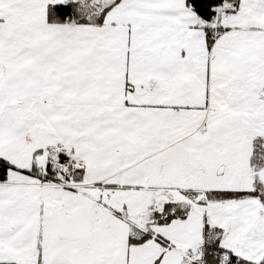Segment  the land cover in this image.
<instances>
[{
    "label": "snow or ice",
    "instance_id": "1",
    "mask_svg": "<svg viewBox=\"0 0 264 264\" xmlns=\"http://www.w3.org/2000/svg\"><path fill=\"white\" fill-rule=\"evenodd\" d=\"M0 264H264V0H0Z\"/></svg>",
    "mask_w": 264,
    "mask_h": 264
}]
</instances>
